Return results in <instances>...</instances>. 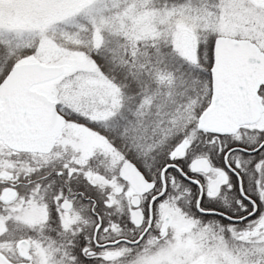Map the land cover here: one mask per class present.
Wrapping results in <instances>:
<instances>
[{"label": "snow or ice", "instance_id": "snow-or-ice-1", "mask_svg": "<svg viewBox=\"0 0 264 264\" xmlns=\"http://www.w3.org/2000/svg\"><path fill=\"white\" fill-rule=\"evenodd\" d=\"M0 264H264V0H0Z\"/></svg>", "mask_w": 264, "mask_h": 264}]
</instances>
